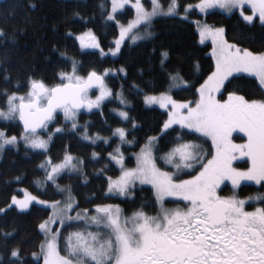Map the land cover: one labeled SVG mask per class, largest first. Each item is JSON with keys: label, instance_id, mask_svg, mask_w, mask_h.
Instances as JSON below:
<instances>
[{"label": "snow or ice", "instance_id": "snow-or-ice-1", "mask_svg": "<svg viewBox=\"0 0 264 264\" xmlns=\"http://www.w3.org/2000/svg\"><path fill=\"white\" fill-rule=\"evenodd\" d=\"M150 4V8L143 0H107L106 5L101 4L105 22H110L116 30L112 46L107 50L92 28H86L79 34L69 30L67 35L75 37L80 50L93 49L100 57H115L126 44L151 38L156 18L188 19L190 10L194 8L201 13L215 8L228 13L238 10L244 21L251 24L258 18L264 26V0H199L196 5H182L179 0H170L166 7L161 0H150ZM245 5L250 6L248 14L244 12ZM128 6L134 14L122 21L118 17ZM31 7L36 5L31 4ZM195 24L201 42L211 38V55L215 58L214 70L196 89L198 99L178 100L171 95L174 89L190 86L179 69H164L167 87L163 91L156 88L146 90L134 81L130 83V88L142 96L144 104L159 105L166 115L157 134L146 136L139 145V151L133 154V167L127 165L122 146L137 143L133 133L141 125L126 110L131 101L125 95L124 85L114 91L107 82L112 75L122 74L126 78L127 68L91 67L85 71L82 61L61 52L70 70L56 73L58 83L49 84L43 78L29 77L27 91L23 94L8 88L0 90L5 97V107H0V120H18L22 128L19 135H10L6 128H0V151L5 146L18 148L23 143L26 150L42 156L37 167L44 175L35 181L36 185L39 188L54 186L63 197L43 200L23 189L22 198L12 196L11 202L0 208V215L6 214L13 206L18 211H27L34 202L51 209V215L37 225L45 237L39 245V252L31 253L33 257L42 258L43 264H264V206L255 207L252 211L245 209L248 201L264 205V193L246 199L217 194V189L226 179L231 181L234 189L239 188L242 182H255L264 187V98L249 99L232 91L227 93V99H217L226 82L231 83L229 78L236 79L234 74L241 72L258 80L260 95L264 97V51L229 43L223 27L200 21ZM3 35L0 28V36ZM168 58L169 52L162 50V68ZM3 63L0 59V64ZM196 67L199 68L198 62ZM3 72L2 79L8 82V69L4 68ZM113 100L119 102V107L110 109V113L118 117L116 126L109 124L104 117L103 123L109 135H102L99 131L90 134L88 123H79L81 110L98 109L103 117L102 106ZM58 111L63 113L70 127L56 120ZM54 123L56 126L50 128ZM236 130L246 133L245 143L232 141V133ZM193 131L210 137L214 152L205 153L200 145L186 139ZM72 133L93 146L98 142L111 146L110 142L116 138L112 151L105 156L97 151L90 154L93 162L106 159L118 169L119 174L115 176L106 175L105 168L97 170L105 177L106 195L133 197L138 183L151 185L155 214L145 211L144 204L130 215H126L119 204L112 203L100 202L95 203L91 210L80 209L72 186L61 185L58 181L65 173H75L82 176L87 184L84 159L74 154L67 144L57 159L50 155L54 138ZM237 154L248 157L251 166L245 170L233 167ZM197 168L195 175L186 171ZM182 174L189 175V178L181 179ZM21 179L20 176L15 177L16 181ZM168 197H179L181 202L187 203L184 207L169 208L165 205ZM73 211L75 215L71 214ZM57 224L59 227L53 230ZM73 225H76L75 230L66 234L61 232L62 228ZM15 232V228L9 231L0 227V245L6 246ZM9 252V264H23V252L19 246L11 247ZM2 259L3 254L0 253Z\"/></svg>", "mask_w": 264, "mask_h": 264}, {"label": "trees", "instance_id": "trees-1", "mask_svg": "<svg viewBox=\"0 0 264 264\" xmlns=\"http://www.w3.org/2000/svg\"><path fill=\"white\" fill-rule=\"evenodd\" d=\"M145 1L147 7L150 8V0ZM169 2L170 0H161L165 7ZM179 2L182 5H195L199 3V0H179ZM31 4H35L36 7H31ZM101 4L106 5L107 0H0V28L4 31V35L0 36V59L4 61L0 64V90L8 88L9 91H19L23 94L27 91L26 82L29 77L43 78L49 84L58 83L56 73L60 70H70V65L65 62L64 57H61V52H67L68 55L75 56L82 61L85 71L91 67L113 70L122 66L127 68L126 78L122 74L112 75L107 78V82L114 91L119 90L121 84L124 85L125 95L131 101L126 110L141 125L133 133L137 143L123 146L128 166L135 165L133 154L139 151V145L144 142L145 137L156 135L160 123L166 119L165 111L144 104L142 96L130 88V83L134 81L146 90L156 88L163 91L167 87L164 69L168 71L179 69L184 78L189 81L190 86L182 90H172L173 97L178 100L191 101L198 98L196 89L214 70L215 62L211 55L212 44L200 42L196 21H205L212 26L223 27L227 40L231 43L253 51H264V26L258 19L249 24L238 12L228 14L215 10L202 15L195 9L189 12L188 19L156 18L151 28L154 33L151 38L134 44H126L118 56L100 57L96 50H80L79 42L74 36H68L67 32L71 30L79 34L86 28H92L100 37L105 50L111 47L116 30L110 22H105ZM77 12L79 16L74 15ZM133 14L134 10L127 7L124 14L118 18L125 21ZM162 50L169 52L164 68L160 65ZM4 68L8 69L10 76L8 82L2 79ZM140 69H143V72H140ZM235 77L237 78H230L231 83H226L222 97L227 96L228 92L237 91L249 99L264 98L260 95L256 78L247 75H236ZM17 84L20 85L19 88L16 87ZM95 94L93 92V95ZM4 100L5 97L0 93V107H5ZM102 107L103 117L98 109L90 112L81 110L79 114V123L83 125L87 122L90 134L99 131L102 135H109L103 123L104 117L107 118L109 124L116 126L118 117L110 113V109L119 107V102L106 101ZM56 120L59 124L70 127L65 122L62 113H57ZM55 126V123L51 124L50 128ZM0 128H6L10 135H19L22 130L19 121L0 120ZM181 134L185 133L181 132ZM186 139L201 145L205 153L213 152L211 140L202 134L191 132ZM115 141L116 138H113L110 142L111 146L102 142L93 146L87 141H81L75 133L63 138L55 137L50 155L57 159L62 155L64 145H69L74 154L84 159V172L89 180L85 184L83 177L78 174H63L58 182L61 185L72 186L80 209L89 208L91 210L95 203L100 202L112 203L119 204L125 214L130 215L140 208L141 204H144L145 211L155 214L154 194L149 186L138 185L133 197L122 198L106 195L105 177L98 174L97 170L105 168L106 175L115 176L119 174L118 169L115 165L109 164L106 159L93 162L90 154L92 151H97L102 157L105 156L108 151H112ZM42 158V156L34 155L31 150H26L23 144H20L18 148L8 147L4 150L0 161V208L9 204L12 196H21V188L45 200L63 198L56 192L54 186L39 188L36 185L35 181L42 179L44 175L43 171L37 167ZM240 166L247 168L249 161L245 160ZM16 176L22 179L16 181ZM258 193H264V187L247 184L241 190L242 195L255 196ZM49 215H51L49 208L37 204H33L29 210L23 212L13 206L6 211V214L0 215V227L9 231L12 228L16 229L14 235L8 239L7 245H0V253L3 254L0 264H9V249L15 246L22 249L23 264H43L42 258L33 257L31 253L39 252V245L43 242L44 235L37 225Z\"/></svg>", "mask_w": 264, "mask_h": 264}, {"label": "rangeland", "instance_id": "rangeland-1", "mask_svg": "<svg viewBox=\"0 0 264 264\" xmlns=\"http://www.w3.org/2000/svg\"><path fill=\"white\" fill-rule=\"evenodd\" d=\"M133 2H134V0H133ZM143 2L145 3V6L147 7V5H146V1L145 0H143ZM198 4V3H197ZM196 5V4H195ZM128 7H130V6H128ZM151 7V6H150ZM197 10L200 14H202V15H206V14H208L209 12H211V11H215V10H218V11H222V12H224V13H228V12H226L225 10H223V9H220V8H215V9H209L208 11H207V13H201L200 12V10L198 9V8H194V9H192V10ZM192 10H190V11H192ZM250 6L249 5H245V7H244V12L246 13V14H248V13H250ZM234 12H238L239 14H240V12L238 11V10H233V12H231V13H234ZM231 13H228V14H231ZM242 17V16H241ZM258 19V18H257ZM256 19V20H257ZM255 20V21H256ZM254 21V22H255ZM202 24L203 23H207V22H205V21H200ZM254 22H252V23H254ZM208 24V23H207ZM208 25H210V24H208ZM210 26H212V25H210ZM215 27V26H214ZM224 35H225V38L227 39V37H226V31H225V33H224ZM201 42V41H200ZM229 42V41H228ZM202 44H207V43H211L212 44V40H211V38H207V39H205L203 42H201ZM229 43H231V42H229ZM212 48H213V44H212ZM84 50H93V49H84ZM212 52V51H211ZM213 57V56H212ZM213 60H214V62H215V58L213 57ZM236 75H247V76H251V77H253L251 74H249V73H244V72H241V73H235L234 74V76H236ZM231 78V77H230ZM229 78V79H230ZM255 78V77H254ZM227 83V82H226ZM223 91L224 90H222V93H223ZM171 95H173L172 94V92H171ZM198 99V98H197ZM217 99H219V100H224V99H227V96H225V97H222V94H217ZM148 107H157V108H159V109H161L160 107H159V105H147ZM93 110H95V109H93ZM161 110H163V109H161ZM82 111H86V112H90V111H87V110H82ZM92 111V110H91ZM163 111H165V110H163ZM58 113H59V111H58ZM60 113H62V112H60ZM63 114V113H62ZM18 121V120H17ZM194 132V131H193ZM197 133V132H196ZM200 134V133H199ZM207 138H209L210 140H211V138L210 137H207ZM232 141L234 142V143H236V144H242V143H245L246 142V140H247V135H246V133H244V132H242V131H240V130H236V131H234L233 133H232ZM21 144H23V143H21ZM197 144V143H196ZM199 145V144H198ZM201 146V145H200ZM8 147H12V146H5V148H4V150L5 149H7ZM122 149H123V146H122ZM4 150L3 151H0V161H1V158H2V154H3V152H4ZM213 152H214V146H213ZM245 160H248L249 161V166L248 167H250L251 166V162H250V159L248 158V157H241V156H239L238 154H237V159L236 160H234L233 161V167H235V168H238V169H241V170H245V169H247V168H244V167H241L240 166V164H242ZM135 166V165H134ZM129 167H133V166H129ZM199 169L197 168V169H195V170H186L190 175H195L196 174V171H198ZM65 174H69V173H65ZM72 174H75V173H72ZM189 178V176L188 175H181V179H188ZM224 181H229V182H231L230 180H224ZM242 183H246V184H253V185H256V186H261V185H259V184H256L255 182H242ZM241 183V184H242ZM138 185H140L139 183L136 185V187L138 186ZM145 186H149V187H151V185H147V184H144ZM23 189L24 188H21L20 189V191L22 192V195L21 196H17L18 198H22L23 197V195H24V192H23ZM109 195H113V196H117V195H114V194H109ZM118 197H122V196H118ZM122 198H127V197H122ZM179 197H168V198H166V200H170V199H172V200H179L178 199ZM43 200H45V199H43ZM33 204H36L35 202L33 203ZM37 205H39V204H37ZM176 203H174V205H173V207H176ZM40 206H43V207H46V208H48L47 206H44V205H40ZM172 207V206H171ZM122 208V207H121ZM30 209V208H29ZM28 209V210H29ZM50 209V208H49ZM51 210V209H50ZM77 210H79V209H77ZM72 215H75V211H73L72 213H71ZM59 227V225L57 224V225H54L53 226V230H55L56 228H58ZM75 228H76V225H73L72 227H68V228H62L61 229V232L63 233V234H66L67 233V231H73V230H75ZM93 231H95V229L93 228L92 229ZM44 235V234H43ZM45 238V237H44ZM61 244H63V242L61 241ZM62 251H63V249H62Z\"/></svg>", "mask_w": 264, "mask_h": 264}, {"label": "flooded vegetation", "instance_id": "flooded-vegetation-1", "mask_svg": "<svg viewBox=\"0 0 264 264\" xmlns=\"http://www.w3.org/2000/svg\"><path fill=\"white\" fill-rule=\"evenodd\" d=\"M244 185H247L246 183H242L239 188H236L234 189L233 188V185L231 182L229 181H223L219 188L217 189V194L220 195V196H232V195H236L238 196L239 198L241 199H246L247 197L251 196V195H242L241 194V190H242V187ZM179 200H165V205L166 207H169V208H172L174 203H176V207L179 206V207H184V205L187 203V202H181V198H178ZM172 206V207H171ZM260 206H264V205H261L259 204L258 202L256 201H248L246 204H245V209L248 210V211H252L255 207H260Z\"/></svg>", "mask_w": 264, "mask_h": 264}, {"label": "water", "instance_id": "water-1", "mask_svg": "<svg viewBox=\"0 0 264 264\" xmlns=\"http://www.w3.org/2000/svg\"><path fill=\"white\" fill-rule=\"evenodd\" d=\"M20 123V122H19ZM21 124V123H20Z\"/></svg>", "mask_w": 264, "mask_h": 264}]
</instances>
